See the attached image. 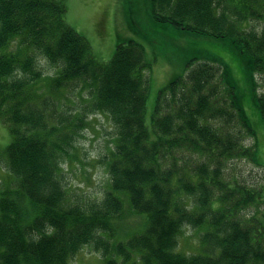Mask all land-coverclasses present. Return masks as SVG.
<instances>
[{
  "label": "trees",
  "instance_id": "16d2710c",
  "mask_svg": "<svg viewBox=\"0 0 264 264\" xmlns=\"http://www.w3.org/2000/svg\"><path fill=\"white\" fill-rule=\"evenodd\" d=\"M133 1L128 26L140 33ZM145 4L177 32L224 40L264 122L256 77L264 73V0ZM149 67L130 38L98 60L68 23L66 0H0V121L11 135L4 153L13 175L0 188V264H70L86 245L104 264H264V182H247L233 165L259 166L257 141L228 64L217 54L188 59L184 75L158 91L151 128ZM73 89L87 93L79 109L62 101ZM87 113L107 115L115 137L103 197L82 202L71 197L63 163L77 157ZM187 225L205 228L203 253L178 251Z\"/></svg>",
  "mask_w": 264,
  "mask_h": 264
},
{
  "label": "rangeland",
  "instance_id": "374dc122",
  "mask_svg": "<svg viewBox=\"0 0 264 264\" xmlns=\"http://www.w3.org/2000/svg\"><path fill=\"white\" fill-rule=\"evenodd\" d=\"M128 0H66L67 21L89 41L91 49L98 60L106 62L111 59L119 39H134L144 48L145 59L150 67L144 74L148 83L145 120L151 128V116L158 91L174 77L184 75L186 62L193 56L217 54L228 64L232 77L236 82L239 94L243 99L245 112L255 131L257 141V159L259 166L240 160L234 162L238 173L245 176L249 183L264 182V122L258 109L248 97L249 87L245 68L237 59H231V51L224 40L198 37L175 31L171 24L156 22L149 15L145 0H134V19L143 32L136 33L129 29L127 17ZM129 4V3H128ZM260 24L257 28H260ZM15 42L11 48L14 49ZM45 74H53L54 70L44 60ZM259 93H264V73L256 75ZM67 92L63 103L69 109H79L87 93L80 94L78 89ZM85 120L89 124L83 126L77 139V157L73 162L63 163V172L71 197L80 201H99L108 186L109 174L104 159L114 145L115 131L105 114L87 113ZM11 135L6 124L0 121V188L13 183V175L9 171L4 153ZM252 138L245 139L250 144ZM256 207V206H255ZM255 207L244 210L245 214L254 211ZM127 209V207H126ZM128 219L134 220L131 215ZM130 223L124 224V227ZM205 228L185 226L179 235L177 249L184 253L204 252L199 235ZM70 264H104L101 254L84 246L72 259Z\"/></svg>",
  "mask_w": 264,
  "mask_h": 264
}]
</instances>
